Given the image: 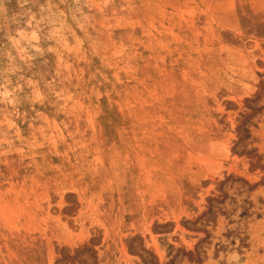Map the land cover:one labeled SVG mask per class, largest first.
<instances>
[{
    "label": "rangeland",
    "instance_id": "obj_1",
    "mask_svg": "<svg viewBox=\"0 0 264 264\" xmlns=\"http://www.w3.org/2000/svg\"><path fill=\"white\" fill-rule=\"evenodd\" d=\"M0 264H264V0H0Z\"/></svg>",
    "mask_w": 264,
    "mask_h": 264
}]
</instances>
